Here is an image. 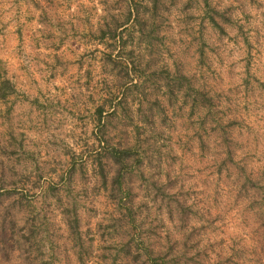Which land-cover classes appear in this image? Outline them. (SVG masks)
Here are the masks:
<instances>
[{"label": "rangeland", "instance_id": "obj_1", "mask_svg": "<svg viewBox=\"0 0 264 264\" xmlns=\"http://www.w3.org/2000/svg\"><path fill=\"white\" fill-rule=\"evenodd\" d=\"M134 9L145 24L99 38ZM0 77V264H133L126 241L165 264H264V0H0ZM125 145L129 216L93 161Z\"/></svg>", "mask_w": 264, "mask_h": 264}, {"label": "trees", "instance_id": "obj_2", "mask_svg": "<svg viewBox=\"0 0 264 264\" xmlns=\"http://www.w3.org/2000/svg\"><path fill=\"white\" fill-rule=\"evenodd\" d=\"M132 9V7H131ZM135 10V14H133V16L130 13V10H128V13L126 14V16L124 17V19L122 21H119L117 23H115V25L106 31H100L99 33V38L103 39L104 37L108 36V38H111L112 40H115L116 37L118 40H122V32L119 33L118 28L122 27L124 24L128 23L130 20L133 21V24H138L141 25L143 22L145 24V19L141 18L138 15V12ZM209 20L210 22L216 26L218 29H221V27L216 23L214 17L212 15H209ZM118 32V33H117ZM132 66L134 67V62H131ZM127 67L124 66V74L127 75ZM177 80V87L180 88V85H182L185 81L186 78L183 75H179L176 78ZM182 80V81H181ZM186 83V82H185ZM123 84V83H122ZM169 83H166V85H168ZM133 86H135V84H133ZM189 88V85L186 83L185 85V89L182 92V94L188 93L187 89ZM167 90L168 92H172V85H168L167 86ZM14 91L12 84L10 83L9 79L5 78V77H0V99L5 98L6 95L12 93ZM121 99L117 100L118 103H121ZM196 103V99L192 98V102L190 103L191 108L194 106V104ZM102 112H104V106L100 105L99 107L96 108V117H97V121L99 122V118L102 114ZM147 117V116H146ZM103 125H100V127H102ZM100 131V129H99ZM130 147H128L127 145L120 147V148H114L111 147L110 149H102V151H98L95 153V155H93V161L96 164V171H97V175L99 176L100 179V184L103 188V190L106 192L107 197L114 203L117 205V208H124L126 214L124 216H129L131 210L129 207H127L125 204L126 202H124L122 200L123 194H124V190L125 194L128 192V188L126 187V178H129V174H128V170H129V164H130ZM103 158H105L106 160H108L110 162V165L112 166V171L113 174L108 178L107 177V170L105 169V165L106 163H103ZM109 164V163H108ZM125 187V189L123 190V186ZM155 188L158 192H163L162 189L160 187H158L155 184ZM50 190H54V188H50ZM6 193H8L6 191ZM120 204L122 205V207H120ZM177 207L180 208L182 210V205L177 203ZM119 206V207H118ZM61 214H62V219L65 225V229L67 231L68 237L70 238V240L72 241V246L76 247L75 249V253L76 256L78 258V260H81V249H82V239L80 237V231H79V227H78V218L76 215V212L74 210V208L72 206L68 207V206H63L61 208ZM9 223L11 225L14 224V222L12 221V219L9 221ZM35 225H33L32 223H30L29 227L27 228V233L24 235L25 239H30L31 236H33L34 232H35ZM11 230L13 229V226L9 227ZM28 235V237H27ZM120 250L123 251L124 255L127 256H131V262L133 264H165L164 259L161 257L160 253L158 252H153V250L149 247H144V251L143 253H139L138 249L135 251V253H131L130 248H129V243L128 241L126 242H121L120 243ZM138 253V254H137ZM144 257L141 258L139 260L140 257ZM27 264H33L32 262H27ZM40 264H44V261H40Z\"/></svg>", "mask_w": 264, "mask_h": 264}]
</instances>
